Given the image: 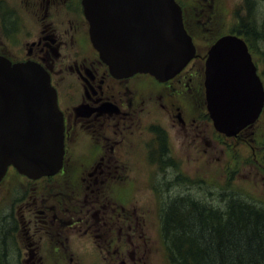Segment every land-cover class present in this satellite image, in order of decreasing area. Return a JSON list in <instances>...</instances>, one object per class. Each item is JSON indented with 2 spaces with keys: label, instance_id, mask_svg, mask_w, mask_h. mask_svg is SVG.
Listing matches in <instances>:
<instances>
[{
  "label": "flooded vegetation",
  "instance_id": "1",
  "mask_svg": "<svg viewBox=\"0 0 264 264\" xmlns=\"http://www.w3.org/2000/svg\"><path fill=\"white\" fill-rule=\"evenodd\" d=\"M203 1L198 17L201 23L209 25L214 14L209 9L215 7V0H212L210 7L206 0ZM30 2L36 14L42 13L36 36L29 42L34 47L25 49L23 45L19 55L5 54V57L12 62L37 63L48 72L63 118V160L56 173L37 178L8 166L0 180V198L10 176L19 175L26 179L27 187L22 194L21 205L20 202L14 205L18 199L14 193H10L11 204L6 214L3 212L5 202H0V220L5 217L4 223L0 224V264H83L86 257L90 258L89 264H150L149 255L146 256L145 251L140 253L142 233L138 228L139 219L124 206L121 198L122 179L117 178L116 173V166L123 159L119 152L128 135L133 133L130 126L134 119L135 98L131 87H127L130 95L126 100L110 97L109 81L123 84L133 82L135 86L137 79L148 77L152 83L164 88L181 85L199 56L192 32V16L182 7L183 22L192 36L197 57L192 58L174 77L159 81L147 73L115 77L97 52V66L78 61L81 50L73 46L81 43L74 42L75 35L83 39L88 35L89 39L82 0ZM56 7V10H65L69 17L57 21L50 15L46 19L45 15ZM221 33L227 34L217 30L210 38L211 44ZM68 67L74 73L82 94L74 103L68 102L69 105H66V91L60 71ZM257 72L260 73L258 67ZM78 126L89 132V158L88 149L83 158H76L75 144L78 141L75 143V130ZM143 129L147 135L140 147L146 159L138 163V168L166 165L167 156L164 161L163 156L169 152V148L165 128L158 120H149L143 123ZM127 131L131 132L127 134ZM77 168L82 171L76 172ZM73 237L82 240L81 244L76 245ZM83 237L89 238L93 245H88Z\"/></svg>",
  "mask_w": 264,
  "mask_h": 264
},
{
  "label": "rangeland",
  "instance_id": "2",
  "mask_svg": "<svg viewBox=\"0 0 264 264\" xmlns=\"http://www.w3.org/2000/svg\"><path fill=\"white\" fill-rule=\"evenodd\" d=\"M203 2H181L192 16V32L199 53L188 70L190 75L181 85L173 84V87L164 88L152 83L148 77L137 79L135 86L133 82L123 84L119 81H109L110 97L126 100L130 95L127 87H131L135 98L134 119L130 126L133 133L128 135V140L123 143L119 152L123 159L116 166V173L117 178L122 179L121 198L124 206L139 219L138 228H141L142 233L140 253L145 251L146 256L149 255L150 264H171L160 235V223L172 200L178 198L180 203V199L190 196L195 200H205L203 204L218 203L216 205L223 207L225 201L222 197L234 195L253 205L264 206V110L257 125L247 130L241 129L232 139L223 137L214 129L212 120L208 117L203 79L205 62L211 48V36L217 30L224 31L227 35H235L241 30L247 34L252 33L250 39L255 46L249 54L257 64L261 80L264 82V48L261 38L264 36V0H215V7L209 9L214 11L209 25L201 23L198 17ZM206 4L210 7L212 0H206ZM30 5V0H0L1 56L19 55L23 45L25 49L34 47L29 42L36 36V27L42 13L36 14ZM56 9L58 7L54 11L50 10L45 15L46 19L50 15L57 21L69 17L65 10ZM89 39L88 35L85 39L75 35L74 42L80 41L81 44L73 47L81 50L79 62L87 61L97 66L98 51ZM60 74L63 75L66 105H69L80 98V85L69 67L61 70ZM149 120H158L165 128L169 152L163 156V161L167 156V164L158 168H138V163L145 162L146 159L140 146L147 135L143 123ZM95 132L98 134V131ZM130 132L127 131V134ZM88 136L87 129L79 126L76 128V158H83L87 149V158L90 157ZM73 164L76 165L75 162ZM81 171V168L76 170L79 173ZM182 178L187 181L182 182ZM26 187V179L19 175L10 176L0 198V202H5V214L11 204L10 193H14L18 199L15 205L22 200ZM4 219L3 216L0 224L4 223ZM83 239L88 245H93L89 238ZM75 241L76 245H80L82 240ZM89 262L90 258L86 257L83 264Z\"/></svg>",
  "mask_w": 264,
  "mask_h": 264
},
{
  "label": "water",
  "instance_id": "3",
  "mask_svg": "<svg viewBox=\"0 0 264 264\" xmlns=\"http://www.w3.org/2000/svg\"><path fill=\"white\" fill-rule=\"evenodd\" d=\"M89 38L115 77L136 72L167 80L195 55L175 0H82ZM205 62L206 107L214 128L234 136L253 123L264 89L245 42L219 38ZM62 114L47 71L0 55V179L7 166L37 178L58 171Z\"/></svg>",
  "mask_w": 264,
  "mask_h": 264
},
{
  "label": "trees",
  "instance_id": "4",
  "mask_svg": "<svg viewBox=\"0 0 264 264\" xmlns=\"http://www.w3.org/2000/svg\"><path fill=\"white\" fill-rule=\"evenodd\" d=\"M237 32L254 50L252 33ZM222 198L223 207L190 196L167 206L160 234L171 264H264V206Z\"/></svg>",
  "mask_w": 264,
  "mask_h": 264
}]
</instances>
